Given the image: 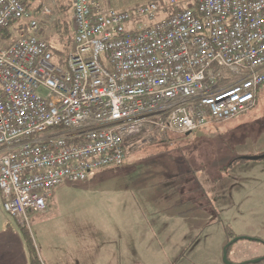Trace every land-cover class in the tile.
Returning a JSON list of instances; mask_svg holds the SVG:
<instances>
[{
	"label": "built area",
	"instance_id": "built-area-1",
	"mask_svg": "<svg viewBox=\"0 0 264 264\" xmlns=\"http://www.w3.org/2000/svg\"><path fill=\"white\" fill-rule=\"evenodd\" d=\"M194 5V6H193ZM0 0V192L31 231L55 190L121 165L144 133L188 134L255 107L264 86V0H160L129 10L74 0L64 62L44 16ZM61 133L40 136L52 129Z\"/></svg>",
	"mask_w": 264,
	"mask_h": 264
},
{
	"label": "rangeland",
	"instance_id": "rangeland-1",
	"mask_svg": "<svg viewBox=\"0 0 264 264\" xmlns=\"http://www.w3.org/2000/svg\"><path fill=\"white\" fill-rule=\"evenodd\" d=\"M60 1L68 6L74 0ZM39 5L54 14L57 10L53 0H36L31 10ZM133 144L121 165L99 169L88 181L64 187L68 200L53 207L45 220H32L31 231L19 229L6 214L3 219L0 197V227L6 220L22 241L9 237L6 246L0 240V264H32L33 258L53 264L50 260L68 257L75 260L66 264H81L75 251L70 253L79 230L111 224L144 229L122 241L127 249H107L108 255L96 254V248H90L96 239L81 232L86 246L78 253L82 263L225 264L227 245L239 237L227 250L231 263L264 257V159H247L264 155V86L255 107L232 121L188 134L169 132L166 138L150 130ZM139 241L145 245L140 244L141 253ZM48 246L53 249L49 258Z\"/></svg>",
	"mask_w": 264,
	"mask_h": 264
},
{
	"label": "crops",
	"instance_id": "crops-1",
	"mask_svg": "<svg viewBox=\"0 0 264 264\" xmlns=\"http://www.w3.org/2000/svg\"><path fill=\"white\" fill-rule=\"evenodd\" d=\"M101 1L106 6L113 7V8L118 9V10H129V9L134 8V7L150 3V2L147 3V1L153 2L155 0H107L108 3L106 2V0H101ZM157 1H159V0H157ZM119 2H123L125 5L127 4L128 6H125V7H122V8H117L116 5L119 4ZM137 3H139V4H137ZM230 121H232V120H230ZM105 168H109V167H105ZM71 184H74V183H65V184L59 186L55 190L53 197L49 201L47 211L45 213H43V214L34 216L32 220L34 222L35 221L38 222L40 220H45V218H47V216L51 215V213H52L51 209L53 207L54 208L57 207L58 203L60 204V202L63 199H65L64 201H67L68 198H65V197L68 196L69 194L63 192V188L68 186V185H71ZM0 195H1V192H0ZM0 197L2 198V196H0ZM1 202H2V200H1ZM2 208H3V204H2ZM3 212L4 213L1 214L3 219H4V216H5L4 214H6V216L11 218L14 221V223L17 224L19 229H21V230L23 229L22 227H20V225L16 222V220L13 217H11L9 214H7L4 211V209H3ZM66 212H69V211H66ZM120 220L123 222L124 219H120ZM122 222L120 224H122ZM128 226H129L128 224L115 225V226H112V224H111L109 226L95 225V226L84 227L83 231L81 229L79 230L80 231L79 239L78 240L75 239L74 242H72L70 244V253L72 254V252L75 251V253L73 254V255H75V258L78 255L79 259H81V253L80 254H78V253L81 251V248H86L85 242H83V239L81 238V232H82V234L88 235L87 237H93V238L96 239L95 242L93 243V245L90 247V248H96V254L100 253L102 251V253L104 255H108V250L107 249H113V248H114V250L118 249V248L127 249L129 246L123 244L122 241H126L128 239H131L132 238V236H130L131 233L134 236L135 233L143 231V229H144L143 226H139V227H130V226L128 227ZM69 231L71 232V230H68V232ZM19 234H20V232L17 233V230L14 228V226L12 224H8L6 222V220L2 224V226L0 227V237H1L0 240H1V242L4 243V245H6V244L8 245L7 239L9 237L10 238L13 237L12 239H15V240H18V241L22 242ZM112 241H115V243L112 242ZM102 243H104V244H102ZM157 243L161 246L158 238H157ZM140 244L142 245L143 248L145 247V245H143L140 241L138 242L137 247H139L138 249L140 250V253H141L142 252V248H141ZM12 246H15V244H11L9 247H12ZM64 248H66V247H64ZM47 250L49 251V253H48V258H49L50 251H53V249H51V247L48 246ZM76 250H78V251L76 252ZM127 253L128 252L126 250L125 254H127ZM122 255H123V253H121V256ZM79 259L77 260V261H79V263L85 264V262L82 263V260H84V259H81V260H79ZM73 260H75V259H70L68 257V258H65L63 260H59V258H58L57 261H52V260H50V261L53 264L54 263L66 264V262L67 263H73L72 262Z\"/></svg>",
	"mask_w": 264,
	"mask_h": 264
},
{
	"label": "trees",
	"instance_id": "trees-1",
	"mask_svg": "<svg viewBox=\"0 0 264 264\" xmlns=\"http://www.w3.org/2000/svg\"><path fill=\"white\" fill-rule=\"evenodd\" d=\"M21 1L24 2L28 10H31V6H34L36 0ZM53 2H55L57 9L55 14L43 18L41 26L45 31L44 39L49 43L55 58L60 62H64L71 49L74 37L72 20L70 17V9H73V3H70L68 6H64L60 0H53ZM42 6L43 5H39L36 9H34V13L37 12L40 14ZM17 30L18 27L14 24L5 29L0 36V47H9L16 39ZM31 247L32 253H35V249L33 246ZM32 264H39L37 258L32 259Z\"/></svg>",
	"mask_w": 264,
	"mask_h": 264
},
{
	"label": "water",
	"instance_id": "water-1",
	"mask_svg": "<svg viewBox=\"0 0 264 264\" xmlns=\"http://www.w3.org/2000/svg\"><path fill=\"white\" fill-rule=\"evenodd\" d=\"M247 159H250V160H260V159H264V155L262 156H258V157H248ZM241 238L243 237H239V238H236L234 239L232 242H230L225 251H224V262L225 264H233L231 263L229 260H228V253H227V250L228 248H230L233 244H235L237 241H239ZM261 260H255V261H252V264H256V263H259ZM243 264H248V263H243Z\"/></svg>",
	"mask_w": 264,
	"mask_h": 264
},
{
	"label": "flooded vegetation",
	"instance_id": "flooded-vegetation-1",
	"mask_svg": "<svg viewBox=\"0 0 264 264\" xmlns=\"http://www.w3.org/2000/svg\"><path fill=\"white\" fill-rule=\"evenodd\" d=\"M256 260H261L259 263H256V264H264V257H260V258H258ZM248 264H252V262H249Z\"/></svg>",
	"mask_w": 264,
	"mask_h": 264
}]
</instances>
